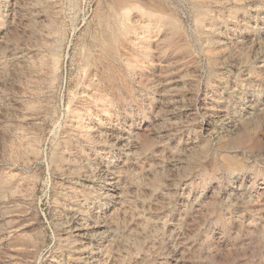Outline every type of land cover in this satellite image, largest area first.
Listing matches in <instances>:
<instances>
[{
    "label": "rangeland",
    "instance_id": "obj_1",
    "mask_svg": "<svg viewBox=\"0 0 264 264\" xmlns=\"http://www.w3.org/2000/svg\"><path fill=\"white\" fill-rule=\"evenodd\" d=\"M0 264H264V0H0Z\"/></svg>",
    "mask_w": 264,
    "mask_h": 264
},
{
    "label": "bare ground",
    "instance_id": "obj_2",
    "mask_svg": "<svg viewBox=\"0 0 264 264\" xmlns=\"http://www.w3.org/2000/svg\"><path fill=\"white\" fill-rule=\"evenodd\" d=\"M127 1H128V0H127ZM117 2H118V3H121L122 0H117ZM125 2H126V1H125ZM125 2H124V3H125ZM124 3H123V4H124ZM116 4H117V3H116ZM128 4H129V3H128ZM118 5H119V4H118ZM124 5H125V4H124ZM120 6H122V4H121ZM128 6H129V5H128ZM125 7H126V6H125ZM170 23H171V22H170ZM172 24H174V23H172ZM175 24H176V23H175ZM175 27H176V26H175Z\"/></svg>",
    "mask_w": 264,
    "mask_h": 264
}]
</instances>
